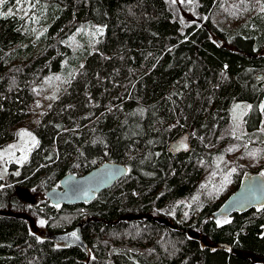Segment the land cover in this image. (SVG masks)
Returning <instances> with one entry per match:
<instances>
[{
    "label": "trees",
    "instance_id": "trees-1",
    "mask_svg": "<svg viewBox=\"0 0 264 264\" xmlns=\"http://www.w3.org/2000/svg\"><path fill=\"white\" fill-rule=\"evenodd\" d=\"M22 1L0 0V149L31 115L34 84L71 54L63 41L84 24L104 34L32 130L28 163L9 183L0 178V264H264V207L215 218L246 175L264 174V0H189L205 20L185 29L166 0H34L47 25L39 37L17 14ZM237 102L252 105L239 133ZM188 131L186 148L173 150ZM239 151L248 165L235 167L224 195L204 200L212 166L223 160L214 168L223 176ZM107 162L127 174L89 205L45 198L38 207L15 192L59 188L65 175ZM182 200L191 208L179 221ZM25 204L49 233L82 224L87 251L39 238L14 212Z\"/></svg>",
    "mask_w": 264,
    "mask_h": 264
},
{
    "label": "rangeland",
    "instance_id": "rangeland-1",
    "mask_svg": "<svg viewBox=\"0 0 264 264\" xmlns=\"http://www.w3.org/2000/svg\"><path fill=\"white\" fill-rule=\"evenodd\" d=\"M170 10L183 29L190 25L200 26L205 20V17L201 16L196 8V4L189 0H166ZM234 0H229L228 5H232ZM17 14L25 19L31 18V22L34 24L35 37H39L46 28H43L41 24L38 23L42 19L41 9L39 10V5L34 0H24L16 5ZM20 8V10H19ZM237 14H242V10L238 9ZM236 15V14H235ZM235 15L231 16L227 22H232L235 19ZM104 34V29L100 26L94 24H84L81 25L71 36L67 37L63 44L71 50V54L61 62V67L57 72L50 73L40 81L36 82L33 86L34 92L36 94V99L31 106V115L25 120L24 124L20 126L17 130V138L7 144L4 148L0 149V178L7 183H9L10 176H18L20 174V168L26 165L30 159V153L36 145V138L33 135L32 130L36 128L44 114L48 111L51 103L58 97V95L67 86L71 77L77 71L78 67L83 64L84 58L83 54L85 52H92V46L98 42ZM34 43V40H33ZM252 105L248 102H237L231 108V126L233 131L239 133L242 127L247 129L245 124V116L248 115L252 110ZM27 132L31 136H23L21 133ZM188 133L191 132L188 131ZM35 138L33 142L32 138ZM190 137V136H189ZM189 137L185 135L182 139L174 146L173 150H180L186 148L189 144ZM242 151L236 152L235 155L230 156L225 161V170L223 176L217 175V170H222L223 165L220 160L216 162L213 166L209 175L205 178L202 185L200 186V193L203 194L204 200L208 202H215L221 195H224L226 190L229 188L230 176L235 170L236 166H246L248 165V160L239 158ZM23 158V159H22ZM252 160V159H251ZM253 161V160H252ZM215 168V169H214ZM264 178V175H262ZM16 184V183H14ZM12 183V186H14ZM21 190V191H20ZM19 191L21 193L22 199L30 200V203L41 206V203L45 199L44 195L47 192H43L41 185H36L33 188L22 190V188H15V192ZM18 197V196H17ZM199 197V195H198ZM21 199V202L23 201ZM188 202V201H187ZM23 203H25L23 201ZM23 209L16 210L18 216L27 219L30 226L34 225L36 231L33 227L31 229L39 238H44L46 231L45 222L41 218L40 214H37L30 205H22ZM175 207L182 208V216L179 221L183 218H188V213L191 208V204L186 203V201H180L175 205ZM195 215V213H193ZM174 216V213H173ZM225 220H229V217L222 216L218 218L219 223H225ZM43 221V224H41ZM82 225V224H80ZM192 237L199 238L202 245L208 244L207 239L202 237L200 232L192 233Z\"/></svg>",
    "mask_w": 264,
    "mask_h": 264
},
{
    "label": "water",
    "instance_id": "water-1",
    "mask_svg": "<svg viewBox=\"0 0 264 264\" xmlns=\"http://www.w3.org/2000/svg\"><path fill=\"white\" fill-rule=\"evenodd\" d=\"M187 136L189 137L190 133L187 132ZM171 148L172 146L170 145L168 150H171ZM126 174L127 168L125 166L107 162L80 177L72 174L65 175L60 180L59 188L48 190L44 197L50 205L55 207L60 205H89L101 192L111 188ZM17 196L22 199L19 191H17ZM22 200L25 203H30L28 199ZM263 207L264 178L262 174L246 175L238 189L226 199L215 218L229 217L235 213L244 214L254 208ZM81 226L77 225L74 229L62 233L46 232L44 238L54 244H74L83 249V251H87L82 239ZM73 233H75V236L72 235Z\"/></svg>",
    "mask_w": 264,
    "mask_h": 264
},
{
    "label": "snow or ice",
    "instance_id": "snow-or-ice-1",
    "mask_svg": "<svg viewBox=\"0 0 264 264\" xmlns=\"http://www.w3.org/2000/svg\"><path fill=\"white\" fill-rule=\"evenodd\" d=\"M21 135H23V136H31V134L27 133V132H23V133H21ZM32 139H33V142H35V138L33 137ZM262 175H264V174H262ZM224 222L227 223L229 221L225 220ZM41 224H43V221H41ZM218 224H219V221H218ZM72 235L75 236V233H73Z\"/></svg>",
    "mask_w": 264,
    "mask_h": 264
}]
</instances>
